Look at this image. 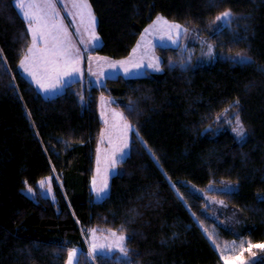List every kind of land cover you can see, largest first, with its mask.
I'll return each instance as SVG.
<instances>
[{
  "label": "trees",
  "instance_id": "16d2710c",
  "mask_svg": "<svg viewBox=\"0 0 264 264\" xmlns=\"http://www.w3.org/2000/svg\"><path fill=\"white\" fill-rule=\"evenodd\" d=\"M87 1L101 38L94 54L128 58L163 16L196 31L216 58L193 65L179 50L158 49L161 72L118 76L100 87L85 79L44 99L19 69L31 42L25 21L13 0H0V264H66L65 248L80 250V264H130L117 254L91 256L92 229L132 237L125 241L132 264H226L199 193L222 183L234 190L212 194L240 221L218 226L219 239L264 242V0ZM225 11L234 17L229 26L216 20ZM237 53L252 62H232ZM101 96L136 132L108 195L95 201ZM230 109L239 113L244 140L228 127L214 130ZM47 177L55 201L38 186ZM242 258L264 264V249H246Z\"/></svg>",
  "mask_w": 264,
  "mask_h": 264
},
{
  "label": "rangeland",
  "instance_id": "374dc122",
  "mask_svg": "<svg viewBox=\"0 0 264 264\" xmlns=\"http://www.w3.org/2000/svg\"><path fill=\"white\" fill-rule=\"evenodd\" d=\"M172 25H180L177 23H173L163 16H157L156 19L153 21L149 27H147L141 36L132 58L126 60H113V59H106L109 61V64H113L115 62V71L121 73L125 76H141L146 73H158L162 71L161 67V58L157 52L158 49H174L179 50L180 53H183L187 57V61L192 62L193 65H204L210 62H213L216 58L214 48L211 45V53H209V45L210 43L199 36L196 31L188 29L186 33H181L177 35L178 30ZM182 26V25H180ZM184 27V26H182ZM186 28V27H184ZM157 68L159 70H157ZM100 77H104L100 75ZM103 79V78H99ZM99 79L95 78V82ZM88 81V78L86 79ZM89 82V81H88ZM105 83V82H104ZM104 85V84H103ZM94 86V85H93ZM97 87V86H94ZM238 111L235 109H230L225 111L223 114L216 121V125L214 130H219L222 127H228L233 132V128L237 127L236 121L234 119L235 114ZM231 121V123H229ZM112 123L110 122V125ZM246 132V131H245ZM234 133V132H233ZM235 134V133H234ZM119 138L118 132L110 134L104 138V141H100L96 145L95 149V160L97 156L98 160V171L100 166L102 169L106 167L109 169L118 172L119 164L117 168L112 167L118 161V153L120 150L116 151L113 150L112 144L113 139L117 140ZM245 137L242 139L244 140ZM99 141V140H98ZM123 153L129 152V149L126 151H120ZM130 153V152H129ZM125 159V158H124ZM107 163L108 165H106ZM95 172V168H94ZM94 176V173H93ZM91 187L95 188V178L93 179ZM47 177L41 181H44V184L41 185L38 183L39 188L41 189L44 196L50 198L52 201H55V193L52 186V179ZM103 184L107 185L106 192L109 193V182L105 178V175L102 177ZM106 179V182H105ZM226 185H231L228 183H222L216 185L215 187H208L205 191L199 192L200 195L204 198V207H205V214L213 221V227L211 231L208 230L210 238L215 245L217 251L219 252L222 260L226 264H246L245 259L242 258V254L248 248L247 240L235 239L232 241H222L219 239L220 235L219 232L216 231L218 226L225 227V228H236L240 221V217L238 211L230 208L225 202L221 199L215 197L212 193L215 192H223L222 190L225 188ZM26 193L31 196L26 190ZM98 196H103V192L99 191L95 193L94 200L101 201L98 199ZM115 233V235H113ZM120 236H124L123 234H118L112 231H104V230H94L88 231L86 234L87 237V245L89 249V254L91 256H95V252L93 251V245H96V252H104V255H113L117 254L121 257H125V240L121 241L119 239ZM218 240L222 241L218 243ZM121 249H124L122 251ZM241 249L244 251L241 254Z\"/></svg>",
  "mask_w": 264,
  "mask_h": 264
},
{
  "label": "crops",
  "instance_id": "0c3cea01",
  "mask_svg": "<svg viewBox=\"0 0 264 264\" xmlns=\"http://www.w3.org/2000/svg\"><path fill=\"white\" fill-rule=\"evenodd\" d=\"M35 3L39 5V7L33 8L31 11L40 16H43L46 13L51 15V10L44 6L43 0H35ZM87 3L90 5L88 1ZM64 4L67 5L66 9L57 3L56 11L59 13L60 20L57 22V28L51 29L52 34L58 36L59 41H53L51 36L48 37L46 45L37 40L36 49H38V51L34 53H29L27 51V54L22 59L25 61L24 64H19V69L22 75L36 88V90L44 99H51L64 93L67 87L64 86V82L69 80L71 76L77 77L75 82L88 78L89 84L91 86L94 85L97 87L102 86L106 80L113 79L118 76H123L125 78H136L143 76L137 75L135 77H130L122 75L121 73L115 71V62H113V64H109V61L106 60L110 58L93 53L97 48L100 47L101 38L97 32V18L92 10L91 5L90 9L85 10L84 20L81 22L80 17L76 15L78 10L72 7V0H64ZM89 10L95 17L96 22L94 25L89 24L87 14ZM68 14L73 16L72 24H70L66 18ZM60 24H63L64 28L67 29V33H64L60 29ZM93 33L95 36L99 37L100 41L99 46L95 48H93V44L95 43V40L92 38ZM140 39H142V37H140ZM64 45L68 46V50L71 53L72 59L74 61L73 63L65 64V57L54 56L51 54L52 52H55L57 48ZM137 45L133 49L131 55L126 58L127 60L132 58ZM29 47H32V40ZM46 48L48 49L47 52L45 51ZM53 60L56 62L52 63L51 61ZM74 69H77L78 71H74ZM66 73H70L71 76L66 75ZM100 75H103L104 77H100ZM95 78L103 79H99L97 82H95ZM53 84L56 85L54 90L52 88ZM98 113L102 124L98 143L100 141H104L105 137L108 139L110 134L118 132L119 138H117V140H112L113 150H120L123 152L127 149L131 150L132 135L134 132L133 126L126 120L123 112L113 106V102L110 97L101 96L98 99ZM110 122L112 123L111 125ZM120 151L117 154L119 158L117 163L112 166L114 168H117L118 165L122 163L120 160L122 152ZM126 158L127 157H125V159ZM105 164L108 165L107 163ZM103 175H105V178L108 180L110 185V180L114 175H116V172L112 169H109L108 171L106 167L102 169L101 166L98 171V160L96 156L95 172L93 176V179L95 178V188H92L93 198L96 192L103 190V195L106 192V188L104 187L102 179Z\"/></svg>",
  "mask_w": 264,
  "mask_h": 264
},
{
  "label": "snow or ice",
  "instance_id": "6c2138e0",
  "mask_svg": "<svg viewBox=\"0 0 264 264\" xmlns=\"http://www.w3.org/2000/svg\"><path fill=\"white\" fill-rule=\"evenodd\" d=\"M14 5L17 8V11L19 12L20 16L24 19L25 24H26V29H27V34L31 36V40H32V47L28 48V52L29 53H34L36 51H38V49H36V42L37 40H39L40 42L44 43L45 45L47 44V40L48 37L51 36L53 41H59L58 36L53 35L51 32V29H55L57 28V22L60 20L59 17V13L56 11L57 8V3L60 4L61 7H64L65 9L67 8V5L64 4V0H43V4L46 8L51 10V15H48L47 13L43 16L37 15L35 12L31 11L33 8L39 7V5H37L35 3V0H13ZM72 7L77 9L78 11L76 12V15L80 17L81 22H83L84 20V15H85V10L86 9H90V5L87 3V0H72ZM88 19H89V24L90 25H94L95 24V17L94 15H92L91 11H88ZM67 20L70 24L73 23V16L71 14L67 15ZM217 21H220V25L222 26H229L233 20L234 17L232 15V13L230 11H225L223 12L220 16L216 17ZM35 25V27H34ZM60 29L64 32L67 33V29L64 28L63 24L59 25ZM171 27H174L178 30L177 35H180L181 33H186L188 31L187 28H184L180 25H172ZM220 27V26H218ZM93 40H95V43L93 44V48L98 47L99 46V37L95 36V34L93 33ZM209 47V53H211V45L208 46ZM45 51L47 52L48 49L46 48ZM78 51V50H77ZM54 56H59V57H65V64H70L73 63V59H72V55L68 50V46L64 45L62 47L57 48V50L55 52L51 53ZM2 59V58H0ZM229 59H231L232 62L234 63H251V58L246 56V55H241L240 53H237L235 57H230ZM24 60H21V65L24 64ZM52 63H55L56 61H51ZM157 70H159L157 68ZM74 71H78L77 69H74ZM66 75H70V73H66ZM77 80V77L75 76H71V78L69 80H66L64 82V86H70L71 83L75 82ZM56 85L53 84L52 88L53 90L55 89ZM239 106V100L237 99L233 105H231V107H238ZM127 107L129 108V112L134 113L135 112V107L132 104L127 105ZM234 119L236 121L237 127L233 128V132L235 133L237 139L242 140L245 135V129H244V125L240 120V116L239 113L237 112L234 116ZM229 123H231V121H229ZM134 132H136L135 129H133ZM137 137H138V132L136 133ZM142 144H145V147H147L146 143L143 142L141 140ZM131 150H129L130 152ZM149 151H151L149 149ZM129 152H125L122 154V156L120 157L121 162H123L124 158L127 157L129 155ZM153 156L155 158V154L153 153ZM157 163H159V161L157 160ZM115 174V173H114ZM51 179V178H49ZM41 185L44 184V181H40L39 182ZM105 188H107V185H104ZM175 188V186H173ZM234 190V186L232 185H226L225 188L222 190L225 194H230L232 191ZM103 191V190H101ZM28 192L31 194V189H28ZM108 195L107 192L104 193L103 196H98V199H104L106 196ZM261 200H264V197L260 198ZM113 235H115V233H113ZM119 239L121 241L127 239V240H131L132 237H124V236H120ZM248 244V248H252V247H259L264 249V242L253 245L251 241H247ZM93 251L95 252V254L97 256H102L105 253L104 252H96V245H93ZM122 251H124V249H121ZM63 251L65 253H67V258H66V264H80V259H79V253L80 250H72L71 252H69V250L67 248L63 249ZM244 251V249H241V254ZM125 258L130 262V264H132L131 262V258L128 257L127 255H125ZM241 264H243V262H241Z\"/></svg>",
  "mask_w": 264,
  "mask_h": 264
}]
</instances>
